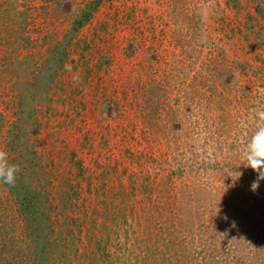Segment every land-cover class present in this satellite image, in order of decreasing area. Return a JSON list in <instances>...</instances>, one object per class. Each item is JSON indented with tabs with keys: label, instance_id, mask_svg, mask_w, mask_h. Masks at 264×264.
Instances as JSON below:
<instances>
[{
	"label": "rangeland",
	"instance_id": "1",
	"mask_svg": "<svg viewBox=\"0 0 264 264\" xmlns=\"http://www.w3.org/2000/svg\"><path fill=\"white\" fill-rule=\"evenodd\" d=\"M258 109L264 0H0V264H264Z\"/></svg>",
	"mask_w": 264,
	"mask_h": 264
},
{
	"label": "clouds",
	"instance_id": "2",
	"mask_svg": "<svg viewBox=\"0 0 264 264\" xmlns=\"http://www.w3.org/2000/svg\"><path fill=\"white\" fill-rule=\"evenodd\" d=\"M66 70L71 71V66H66ZM80 78L78 74L73 76L74 81H78ZM256 116L259 120L264 121V110L258 109ZM241 155L244 167L251 168L256 174V180L251 185V188L255 191L259 186V182L264 180V125H258ZM19 172L20 166L11 162L8 151L4 147H0V185L14 187Z\"/></svg>",
	"mask_w": 264,
	"mask_h": 264
}]
</instances>
